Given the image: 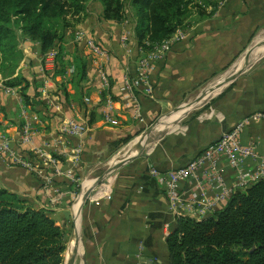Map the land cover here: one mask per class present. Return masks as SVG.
Segmentation results:
<instances>
[{"label":"crops","instance_id":"1","mask_svg":"<svg viewBox=\"0 0 264 264\" xmlns=\"http://www.w3.org/2000/svg\"><path fill=\"white\" fill-rule=\"evenodd\" d=\"M196 3L204 15L192 12L179 29L182 37L152 65L149 95L126 88V81L137 76L139 58L130 23L100 21L102 7L97 2L75 31L106 55V86L97 72L96 55L74 35L61 43V75L56 73L59 63L55 61L54 68L43 61L36 43L20 42L23 59L15 75L27 80L25 95L40 102L35 110L24 104L19 88L7 89L0 80V134L17 154L27 151L19 143L24 108L38 118L33 142L46 144L50 158L68 176H52L50 167L36 163L31 155L33 166L52 179L47 185L0 156V189L44 209L65 229L64 264H166L165 240L176 220L164 194L166 174L185 166L241 120L264 114V0ZM123 36L126 42L121 43ZM74 57L85 62L86 78L73 87ZM108 111L116 126L104 121ZM67 119L84 123L88 132L80 139L65 137L60 127ZM146 132L145 149L111 173V200L98 207L84 201L83 193L108 171L107 161L119 147ZM240 133L241 142L264 157V118L249 121ZM203 171L200 180L181 182L185 199H195L205 189ZM217 172L227 186L235 184L236 176L225 161ZM54 189L62 193L57 206L50 204Z\"/></svg>","mask_w":264,"mask_h":264},{"label":"trees","instance_id":"2","mask_svg":"<svg viewBox=\"0 0 264 264\" xmlns=\"http://www.w3.org/2000/svg\"><path fill=\"white\" fill-rule=\"evenodd\" d=\"M94 2L102 7L100 21L130 23L144 51L173 37L192 12L204 15L193 0H0V80L19 88L25 105L34 109L40 102L25 95L29 84L15 75L23 59L20 39L36 43L40 55L55 48L61 75V43ZM71 64L74 87L86 78L85 62L74 57ZM66 244L65 229L47 211L0 189V264H64ZM165 255L166 264H264V178L200 221L176 217Z\"/></svg>","mask_w":264,"mask_h":264},{"label":"built area","instance_id":"3","mask_svg":"<svg viewBox=\"0 0 264 264\" xmlns=\"http://www.w3.org/2000/svg\"><path fill=\"white\" fill-rule=\"evenodd\" d=\"M74 34L76 41L84 42L91 53L96 55L95 65L97 72L103 85L106 86L107 79L103 67L106 55L95 42L87 38L81 31L76 30ZM181 37L182 32L178 29L173 37L154 45L151 50L144 51L137 47V52L139 53V58L136 62L137 76L131 81H126V88L130 91L140 89L149 95L151 90L148 77L152 70V65L163 58L172 43ZM126 38L123 36L121 43L126 42ZM57 57V50L54 48L45 53L42 59L52 67ZM66 78L67 72L65 71L63 79ZM42 94L46 95L47 92L42 90ZM23 109L20 113L23 123L20 129L19 143L27 151L25 150L24 153L17 154L15 150L13 151L9 139L4 134H0V156L5 157V159H8L14 165L17 164L28 170V172L37 175L47 185L51 184L52 179L50 176H46L41 169L33 166L30 162L31 155V157L37 160L36 163L50 167L52 176L61 177L65 175L68 177L67 173H62L57 163L50 158L46 150L47 145L37 146L33 142L34 135L36 134L34 122L38 123V118L35 115L29 116ZM103 116L107 124L111 126L117 125V121L112 118L109 111L105 112ZM262 118H264V114L260 113L241 120L234 128L224 132L218 141L204 148L199 155L195 156L185 166L169 171L166 174L164 194L167 197L169 212L172 215L175 217L187 216L200 221L220 210L229 201L233 193L244 191L264 178V157H258L251 144L244 145L240 140V132L244 125L249 121H258ZM60 131L69 139H80L88 132V127L84 123L67 119L61 124ZM79 152L80 147L77 146L73 152L74 163L79 158ZM220 161H225L236 176L235 184L231 187L225 184L222 176L217 172ZM249 162L252 163L251 167H248ZM201 170H205L203 171L205 182H207L205 189L200 192L197 198L185 199L180 191L181 182L188 179L200 180L201 177H198V174ZM151 174H155V171H152ZM54 190L50 204L57 206L61 201L62 193L57 189ZM81 193L83 192L80 191ZM110 200V181L106 178L97 184L87 197V201L94 203L96 207L103 201Z\"/></svg>","mask_w":264,"mask_h":264},{"label":"bare ground","instance_id":"4","mask_svg":"<svg viewBox=\"0 0 264 264\" xmlns=\"http://www.w3.org/2000/svg\"><path fill=\"white\" fill-rule=\"evenodd\" d=\"M144 140H145V137L144 136H140L136 140L132 141L128 145L127 149L124 151L125 153L123 154V159L121 157L117 156V158H114L111 161L110 165H112V167H113V166H115L117 164V162H122V161H124V159H128L129 156L132 157L134 154H136L138 148L143 146Z\"/></svg>","mask_w":264,"mask_h":264},{"label":"rangeland","instance_id":"5","mask_svg":"<svg viewBox=\"0 0 264 264\" xmlns=\"http://www.w3.org/2000/svg\"><path fill=\"white\" fill-rule=\"evenodd\" d=\"M194 1H196V0H193V2ZM77 27H75V29H76ZM75 29L73 30V32H72V34L74 35V37H75V34H74V31H75ZM20 42H22V39H20ZM56 62L58 63V61H57V59H56ZM53 67L55 68V66L53 65ZM140 136H142V135H140V134H138V136L136 137V138H134V139H132V140H130V141H128L127 143H124L123 145H121L119 148V150H118V152H117V154H115L110 160H108L107 161V169L105 168V170H109L110 169V167H112L111 165H110V167H109V162H111L114 158H117V156H119V157H121L122 159H123V154L125 153L124 151L127 149V147H128V145L132 142V141H134V140H136L138 137H140ZM146 145H147V140L145 141V143H144V145H143V148H142V151L145 149V147H146ZM141 151V152H142ZM135 155V154H134ZM133 155V156H134ZM129 158H130V156H129ZM121 159V160H122ZM125 160V159H124ZM105 170H103V173H104V171ZM107 171H105V173H106ZM104 173V174H105ZM103 174V175H104ZM111 174H109V175H107V176H105V178L106 179H108L109 181H110V179H111ZM86 192V191H85ZM90 195V194H89Z\"/></svg>","mask_w":264,"mask_h":264},{"label":"water","instance_id":"6","mask_svg":"<svg viewBox=\"0 0 264 264\" xmlns=\"http://www.w3.org/2000/svg\"><path fill=\"white\" fill-rule=\"evenodd\" d=\"M147 134H148V132H146L144 134L145 138L147 137ZM142 148H143V146L138 148V150H137V152H136V154L134 156H132V157H130L128 159H125L122 162H117V164L115 166H113L112 168H110L101 178L97 179V182L95 183L96 185H93V187H91L90 189H88L86 192L83 193L82 198H84V201L87 200V197L92 192V189L95 188V186H97V184H99L105 178V176H107V175L111 174L112 172H114L117 169L118 166L123 165L126 162H128L130 159L135 158L141 152Z\"/></svg>","mask_w":264,"mask_h":264}]
</instances>
